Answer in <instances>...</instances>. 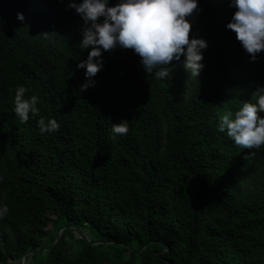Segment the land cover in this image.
I'll return each instance as SVG.
<instances>
[{"label":"trees","instance_id":"16d2710c","mask_svg":"<svg viewBox=\"0 0 264 264\" xmlns=\"http://www.w3.org/2000/svg\"><path fill=\"white\" fill-rule=\"evenodd\" d=\"M230 2L197 0L186 17L207 44L198 77L181 56L158 78L117 45L88 78L77 65L91 46L69 7L82 0H0V264L29 252V264H264V144L218 130L264 88V51L252 60L227 29ZM18 86L40 98L26 123ZM41 117L59 129L41 133ZM122 121L128 132L114 134ZM68 226L97 243L69 244Z\"/></svg>","mask_w":264,"mask_h":264},{"label":"clouds","instance_id":"9594fccd","mask_svg":"<svg viewBox=\"0 0 264 264\" xmlns=\"http://www.w3.org/2000/svg\"><path fill=\"white\" fill-rule=\"evenodd\" d=\"M230 7L237 10L226 27L233 31L243 49L255 60L256 54L264 51V0H231ZM84 21L81 49L91 50L86 61L77 65L85 68L88 78L94 77L103 67L101 50L110 51L119 45L123 49H132L141 58V64L147 73L166 78L169 71L164 66L185 57V69L198 77L203 65L201 50L207 47L203 39H190L192 25L186 17L197 9V0H122L115 6H107L106 0H82L79 5L70 3ZM103 18L99 21V18ZM17 19L23 20L22 14ZM95 58V62H94ZM90 84L81 85L84 91ZM28 89L18 86L14 96V111L21 123H26L31 114L39 116L37 107L39 97L25 98ZM255 103L245 102L234 118L232 112L219 118L218 130L226 132L236 145L245 149H259L264 144V88L257 90ZM41 133H51L59 129L55 119L41 117L37 121ZM114 134L128 132L127 121L113 124ZM115 138V137H113ZM248 155H254L250 152ZM5 206L0 216L7 214Z\"/></svg>","mask_w":264,"mask_h":264},{"label":"rangeland","instance_id":"374dc122","mask_svg":"<svg viewBox=\"0 0 264 264\" xmlns=\"http://www.w3.org/2000/svg\"><path fill=\"white\" fill-rule=\"evenodd\" d=\"M65 227L66 226H62L61 228H65ZM48 228L50 229V233L43 237V239H42L43 242H45V241L47 242L49 237L54 236V232L51 230V223L48 224ZM69 228L73 233V238L68 236V243L77 246V248L80 246V244L77 242V238H82V237H80V233L85 236V238H83V239H85L86 241H94L93 243H97L96 241H98L99 237H98L97 233L93 229H91L90 227L85 226V227H82L80 229H74L73 227L72 228L69 227ZM59 233H60V230L57 232L55 239ZM44 251H45V249L42 250L41 252L43 253ZM30 261H31L30 255H26L25 260H24V264H29ZM8 264H20V260H13V261L10 260Z\"/></svg>","mask_w":264,"mask_h":264},{"label":"water","instance_id":"95a60500","mask_svg":"<svg viewBox=\"0 0 264 264\" xmlns=\"http://www.w3.org/2000/svg\"><path fill=\"white\" fill-rule=\"evenodd\" d=\"M63 229H64V228H60V229H59V230H60V233H59L58 236L56 237L55 241L58 240V238H59V236H60V234H61V232H62ZM74 229H75V228H74ZM59 230H58V231H59ZM80 237L85 238V236H84L83 234H81V233H80ZM35 252H36V251H35ZM32 253H34V252H29V253H26V254L22 255L21 258L19 259V260H20V264H24V260H25L26 255H31Z\"/></svg>","mask_w":264,"mask_h":264}]
</instances>
